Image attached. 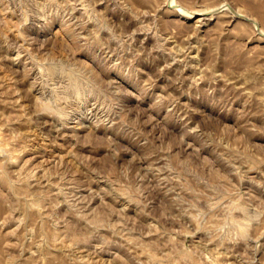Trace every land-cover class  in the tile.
I'll list each match as a JSON object with an SVG mask.
<instances>
[{"label": "rangeland", "instance_id": "1", "mask_svg": "<svg viewBox=\"0 0 264 264\" xmlns=\"http://www.w3.org/2000/svg\"><path fill=\"white\" fill-rule=\"evenodd\" d=\"M0 264H264V0H0Z\"/></svg>", "mask_w": 264, "mask_h": 264}, {"label": "bare ground", "instance_id": "2", "mask_svg": "<svg viewBox=\"0 0 264 264\" xmlns=\"http://www.w3.org/2000/svg\"><path fill=\"white\" fill-rule=\"evenodd\" d=\"M219 8H220V10H221V6H218V8H216V11L212 12V11H213V10H212L211 12H212V13H216V12H217V9L219 10ZM211 12H210V13H211ZM200 14H201V15H206V14H208V13H207V12H204V13H200ZM237 14H238V13H237ZM236 16H237V15H236ZM203 19H206V16H204ZM80 123H81V121H80Z\"/></svg>", "mask_w": 264, "mask_h": 264}]
</instances>
